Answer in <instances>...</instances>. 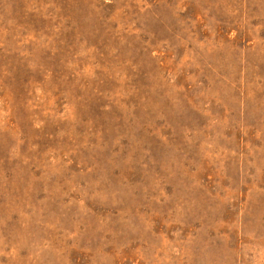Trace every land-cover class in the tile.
<instances>
[{"label":"rangeland","instance_id":"374dc122","mask_svg":"<svg viewBox=\"0 0 264 264\" xmlns=\"http://www.w3.org/2000/svg\"><path fill=\"white\" fill-rule=\"evenodd\" d=\"M0 264H264V0H0Z\"/></svg>","mask_w":264,"mask_h":264}]
</instances>
